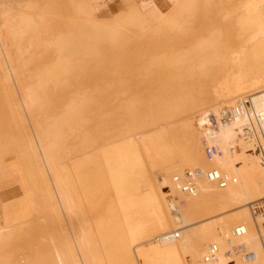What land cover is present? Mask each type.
Listing matches in <instances>:
<instances>
[{"label": "bare ground", "instance_id": "6f19581e", "mask_svg": "<svg viewBox=\"0 0 264 264\" xmlns=\"http://www.w3.org/2000/svg\"><path fill=\"white\" fill-rule=\"evenodd\" d=\"M109 1L83 0L77 10L84 17L91 16ZM135 1L136 13L157 19L162 25H173L166 11L174 6L185 9L192 0ZM263 8L264 0H248L244 5L238 23L249 31L227 54L230 69L212 85V103L203 91L193 97L185 85L164 93L154 92L148 99L149 109L122 141L98 150L105 163L122 167L117 178L138 174L141 183L145 182L139 203L149 216L140 235L145 240L160 238L136 249L138 264H264V18L257 15ZM118 17L125 19L126 15L121 13ZM2 19L0 62L4 66L0 64V74L13 82L18 107L32 132L19 157L33 159L30 160L36 167L44 159L50 172L47 150L51 139H45L50 132L47 128H43L46 133L42 131L36 120L37 91L47 76H55L61 70L42 71L35 85H24L15 53L20 30H11ZM74 24L81 28L91 26L106 35L107 40L118 33L115 26L119 25L109 22L100 32V27L86 21ZM193 72L187 71L189 75ZM244 101L249 106H244ZM73 106L74 103L69 105ZM231 109H237L238 114L223 121L224 113ZM204 145L216 146L220 154L207 159ZM209 171L226 179V186L219 188L209 182ZM148 173H152L150 180L146 179ZM187 182L191 192L182 190ZM238 227L243 228L244 234L236 237L233 232ZM73 249L67 241L58 245L55 264H80ZM239 252H251L255 259L246 262Z\"/></svg>", "mask_w": 264, "mask_h": 264}, {"label": "rangeland", "instance_id": "374dc122", "mask_svg": "<svg viewBox=\"0 0 264 264\" xmlns=\"http://www.w3.org/2000/svg\"><path fill=\"white\" fill-rule=\"evenodd\" d=\"M68 1L47 4L36 0H0V17L11 30H20L14 46L24 85H35L42 71L61 70L56 74L61 76L59 82H43L39 87L36 112L43 108L42 92L48 86L57 104L53 103L55 112L61 113L65 104L62 115L70 121V138L81 144L75 146V158L86 149L97 151L121 142L149 109L148 99L154 92L164 93L172 87L185 85L193 97L203 91L212 103V85L220 82L230 69L227 54L249 31L238 23L248 0H192L185 9L171 7L166 13L173 25H162L157 19L136 13L135 0H122L123 10L116 12L112 6L110 11L107 8L111 4L109 1L87 17L77 10L83 0ZM121 13L126 15L125 19L118 17ZM257 13L264 18V8ZM78 21L96 25L100 32L107 23L116 22L118 33L107 40L106 35L91 26L81 28L74 24ZM188 70L194 72L189 75ZM71 103H74L72 108L69 107ZM27 124L18 107L13 82L0 74V179L4 174L3 156L22 144L17 148L19 157L32 135ZM159 136L162 138V133ZM154 137L157 140L158 137ZM91 159L97 178H104V184L86 222L117 225L112 210L116 194L105 179L103 158L92 153ZM154 175L159 176L157 172ZM79 176L75 175L82 181L81 174ZM142 193V183L134 176L127 185V194L139 196ZM0 216L3 217V211ZM84 220L81 209L75 223L83 225ZM20 233V228L0 226V264L56 263L59 243L56 247L53 243L50 253L38 258L30 259L21 254L18 259L23 252L17 242ZM42 246V243L36 245L37 252ZM109 260V264L135 263L130 252H111Z\"/></svg>", "mask_w": 264, "mask_h": 264}, {"label": "crops", "instance_id": "0c3cea01", "mask_svg": "<svg viewBox=\"0 0 264 264\" xmlns=\"http://www.w3.org/2000/svg\"><path fill=\"white\" fill-rule=\"evenodd\" d=\"M6 1L25 2L26 0ZM36 1L47 4L69 2L68 0ZM110 2L111 4L107 6L109 11L110 6L113 7L114 12L123 10L122 0H110ZM47 13L49 12L47 11ZM98 16H102L101 12ZM60 77L59 75L47 76L44 83H57L60 81L58 79ZM47 87H44L45 90L43 89L42 92L43 108L35 115L36 120L42 126V131L46 133L48 129L47 133L50 132L48 138L45 136V139H51L50 150H47L50 157V172L43 162L41 152L39 155L42 160L39 161L43 163L39 162V167H36V164L32 162L33 159L30 158L31 161L28 158V164V161H25L27 158L23 160L17 157V148L22 144H18L17 148L14 146L10 153L5 151L6 154L2 158L4 174L0 179V213L3 211V217L0 216V226L21 229L17 242L21 245L23 252L20 253L18 259L21 254L30 259L38 258L41 254L50 253L53 243L56 247L58 243L60 246L67 241L73 246V254L80 264H109L111 252L120 254L130 252L135 259L133 264H138L135 255L136 249L156 242L160 238L158 236L145 240L144 236L140 235L141 227H145V223H147L145 219H148L149 216V212L139 203L141 195L145 193V188L139 196L127 194V185L134 176L124 177L122 175L117 178V172H122V167L118 168V165L114 166L112 163L108 164L103 161L105 179L114 188L116 194L112 210L117 225L100 226L86 222L88 214L91 213L93 202L101 193L104 184V178H97L96 168L91 162L92 153L101 156V152L86 149L82 155L75 158V146L79 147L81 144L79 142L76 144L74 139L70 138V121L65 115H62L65 112V104H63L61 113L55 112L53 103L57 104L54 101V93ZM26 128L32 133L29 124ZM43 128L47 129L43 130ZM45 143H47L46 140ZM77 163L79 165L76 167ZM38 172H41L42 175ZM152 173H148L146 179L150 180ZM80 174L82 181L75 177ZM137 177L139 179L138 174ZM98 187L99 190H97ZM24 198L28 200L26 204L22 203ZM81 209H83L85 217L83 225L86 226L75 223ZM149 227L148 224L147 228ZM118 241L120 242L118 243ZM39 243H42L43 246L42 250L37 252L36 245Z\"/></svg>", "mask_w": 264, "mask_h": 264}, {"label": "built area", "instance_id": "2783aa9c", "mask_svg": "<svg viewBox=\"0 0 264 264\" xmlns=\"http://www.w3.org/2000/svg\"><path fill=\"white\" fill-rule=\"evenodd\" d=\"M244 106H249L248 101L243 102ZM238 114L237 109H231L230 111H226L223 116V121H229L231 118ZM204 154L207 159H211L214 156H218L220 154L219 149L216 146H207L204 145ZM206 178L209 182L216 184L219 188H224L226 186L227 180L222 178L216 171H209L206 174ZM190 180L189 177H187ZM176 181V180H175ZM184 192H191V185L189 182L185 183L182 187ZM244 234V230L242 227H238L234 230L233 235L239 237ZM262 240L264 241V235L262 236ZM239 251V250H238ZM213 252H215V247L210 249V255L213 256ZM241 259L246 262H251L255 259V255L251 252H239Z\"/></svg>", "mask_w": 264, "mask_h": 264}]
</instances>
